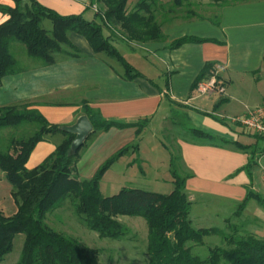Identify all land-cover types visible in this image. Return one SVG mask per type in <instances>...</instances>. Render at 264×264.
Instances as JSON below:
<instances>
[{
  "label": "trees",
  "instance_id": "1",
  "mask_svg": "<svg viewBox=\"0 0 264 264\" xmlns=\"http://www.w3.org/2000/svg\"><path fill=\"white\" fill-rule=\"evenodd\" d=\"M14 7L0 5V12L8 19L0 24V81L4 76L21 71L10 52L13 43H21L29 58L42 66L56 62V54L65 59L82 56V52L68 39L70 33L83 37L94 53H104L116 59L124 68V77L133 80L142 75L134 70L112 45L111 37L105 29L119 28L127 41L163 42L166 40L162 26L170 14L180 7L185 9L183 20L203 17L192 7L203 0H138L129 10L128 0H90V6H98L92 20L82 15L61 16L40 5L35 0H11ZM233 1L210 0L216 8L228 6ZM48 20L52 28L47 31L42 23ZM218 25V23H215ZM207 40L184 36L173 40L169 49H176L185 43H203ZM64 47L66 49H64ZM264 67V54L262 58ZM212 64H208L192 83L195 90L198 83L210 76ZM31 103H22L0 108V131H14L4 151H0V172L11 187V198L16 206L12 216L0 211V264L11 253L15 236L23 235V242L16 264H100L97 250L81 245L75 238L57 232L46 223L49 213L68 202L74 213L81 217L84 226L96 232L101 238L119 240L127 231L117 218L137 217L144 220L147 227L148 264H264V237L259 238L238 226L228 224L227 233L219 228H195L190 219L191 204L185 195V182L192 174L183 166L179 149L169 151V173L173 189L169 194H157L141 189L122 188L116 195L102 197L99 183L121 156L128 152L123 147L105 160L89 180L77 177L75 166L79 152L70 149L74 136L62 130V126L51 125L37 110L29 109ZM82 112L88 118L92 133L107 132L111 128H136V138L147 125L148 119L131 124H121L104 120L100 114L82 104ZM34 131L25 136L29 125ZM197 138L212 143V135L192 129ZM61 134L64 139L39 165L26 168V162L34 147L44 141L46 135ZM257 141L261 138L254 136ZM232 144L237 150L248 153L246 165L236 173L244 171L251 179L256 167L258 153L256 145ZM138 148V143L134 149ZM254 200L264 209V199L260 194L247 189L244 200L236 207L239 216L248 202ZM217 236L224 246L208 248L205 258L193 255L194 246L202 245L205 237Z\"/></svg>",
  "mask_w": 264,
  "mask_h": 264
},
{
  "label": "crops",
  "instance_id": "2",
  "mask_svg": "<svg viewBox=\"0 0 264 264\" xmlns=\"http://www.w3.org/2000/svg\"><path fill=\"white\" fill-rule=\"evenodd\" d=\"M35 1L61 16L82 15L90 21L95 13L90 0ZM137 1L128 0V9ZM0 5L14 7L11 0H0ZM219 14V26L206 18L175 21L169 16L162 26L166 37L163 42H130L116 28L105 29L104 34L111 37L112 45L119 54L142 75L133 80L124 77V68L116 59L104 53H94L83 37L70 33L69 41L83 55L57 59L49 66L31 61L32 65H24L20 67L21 71L4 76L0 81V108L31 103L29 109L37 110L49 124L62 127L72 126L79 117L85 116L83 103L96 110L104 120L121 124L143 119H148L150 124L159 117V123L170 129L173 127V121H169L171 117L175 120L184 118L191 130H200L222 141L207 143L181 137H176L174 141L184 168L192 174L185 182V195L191 204L190 219L192 224H202L207 208L217 218L224 219L226 213L244 200L247 189L260 194L257 183H262L260 177L257 181L253 175L250 179L244 171L236 173L246 165L248 153L225 143H240L237 135L245 134V131L233 124L230 128L223 119L251 110L246 105L245 96L264 100V0L226 7ZM7 19L8 16L0 12V24ZM51 28L52 25L50 29H45L50 31ZM184 36L207 41L168 48L173 40ZM137 51L146 52L152 61L149 62L147 57L143 60ZM208 64H212V68L219 67L218 78L225 87L223 94L200 96L192 90L193 81ZM236 108L237 111H233ZM171 112L176 117L170 116ZM216 113L218 121L228 126L230 132L205 116ZM63 139L61 134L46 135L44 141L34 147L26 168L39 165ZM133 141H136L134 127L111 128L107 132L96 133L85 140L79 152L75 166L77 176H83L90 167L93 176L105 160ZM139 142L141 144L142 139ZM258 143L256 140L254 145L260 148ZM139 144L136 154L140 158ZM129 166L127 164L126 168ZM10 193L11 187L0 172V211L7 217L16 211Z\"/></svg>",
  "mask_w": 264,
  "mask_h": 264
},
{
  "label": "rangeland",
  "instance_id": "3",
  "mask_svg": "<svg viewBox=\"0 0 264 264\" xmlns=\"http://www.w3.org/2000/svg\"><path fill=\"white\" fill-rule=\"evenodd\" d=\"M251 0H245L244 2L233 1L226 7L237 6L241 3H246ZM171 2V0H170ZM196 6L192 7V10L202 16V19L209 20L215 26H219L220 14L219 12L223 8H216L210 5V0H203L196 2ZM97 11L98 6H93V9ZM185 14V9L180 7L176 8L170 15L175 21L182 20L181 16ZM89 17V15L87 16ZM178 19V20H177ZM215 23H218L215 24ZM44 28L51 27V23L46 21L43 24ZM119 30L118 27H116ZM137 42V41H135ZM156 42V41H155ZM142 43V42H137ZM121 45L126 46L123 41H120ZM64 49H66L64 47ZM10 52L16 60V67L20 68L24 65H32L31 61H35L29 58L26 54L25 48L21 43L15 42L10 48ZM137 54L144 60L147 57L148 61L152 59L150 55L143 51H137ZM63 54H56L55 59L63 58ZM30 62H29V61ZM38 62V61H37ZM242 97L245 93L242 92ZM246 97V96H245ZM248 109H254L256 105H264L262 98L255 99L245 98ZM239 108V107H238ZM233 111H237V108ZM170 116H175L174 112H171ZM207 118L212 119L217 124L223 126L230 132L232 127L227 118L231 116H225L223 119L228 126L221 124L217 119V113L215 115H205ZM178 119V118H176ZM169 121H173V127L168 129L165 124L159 123V117L152 121L142 129L140 132V138L133 143L127 144L129 150L121 158V160L114 165L106 174L103 175L99 183V192L102 197H110L116 195L122 188L141 189L148 192L157 194H169L172 189V178L169 173V151L177 153V146L175 144L176 137H181L194 141H205L204 139L197 138L190 133V125L184 120H175L173 117ZM35 125H29L28 130L25 132V136L30 135ZM96 133H91L87 137L90 139L95 136ZM14 136V131L9 129H2L0 131V151H4L8 140ZM237 138L241 144L254 145L256 139L245 134H238ZM86 139V140H87ZM140 139L142 143L139 144ZM136 142L140 146V158L136 154L134 145ZM212 143L222 142L217 138L211 140ZM85 144V141H84ZM259 146H263V141H259ZM124 146V147H126ZM144 160V161H142ZM130 164L128 168L126 165ZM93 167V166H92ZM91 168V167H90ZM90 168H87L83 173V176H77L81 180H89L92 176ZM77 173V172H76ZM252 175L259 180L260 172L257 167L252 169ZM260 195L264 199V185L259 183ZM201 201V200H200ZM200 203V202H199ZM209 202H206L208 204ZM199 207H202L199 204ZM204 212L202 224H193L195 228H219L224 229L227 233V224L224 222L228 220V224L238 226L241 230H245L253 233L259 238L264 237V209L260 207L254 200H250L245 210L237 216L236 208L232 209L229 213L224 215V219L214 216L210 208H207ZM46 223L48 226L70 237L75 238L81 245L97 250L100 264H148V256L146 252L147 246V227L143 219L137 217L120 216L117 218L118 222L127 231L124 238L119 240H112L109 238H101L99 235L87 229L81 217L77 216L72 206L66 202L61 208L49 213L46 217ZM23 242V235L15 236L13 241V249L11 253L5 256L2 264H16ZM213 246H224L222 240L217 236L205 237L202 245L194 246L191 250L193 255H197L200 258H205L208 254V248Z\"/></svg>",
  "mask_w": 264,
  "mask_h": 264
},
{
  "label": "built area",
  "instance_id": "4",
  "mask_svg": "<svg viewBox=\"0 0 264 264\" xmlns=\"http://www.w3.org/2000/svg\"><path fill=\"white\" fill-rule=\"evenodd\" d=\"M218 70L219 67L214 66L211 69L210 76L198 83L195 89L198 95L203 96L211 93L223 94L225 92L224 83L218 78ZM227 119L230 124L239 126L246 133L258 136L263 141V146L258 148L255 163L260 172V180L264 185V105L247 110L240 116L229 117Z\"/></svg>",
  "mask_w": 264,
  "mask_h": 264
},
{
  "label": "water",
  "instance_id": "5",
  "mask_svg": "<svg viewBox=\"0 0 264 264\" xmlns=\"http://www.w3.org/2000/svg\"><path fill=\"white\" fill-rule=\"evenodd\" d=\"M62 130L74 136L70 149L76 152L92 131V126L86 116H81L72 126L62 127Z\"/></svg>",
  "mask_w": 264,
  "mask_h": 264
}]
</instances>
